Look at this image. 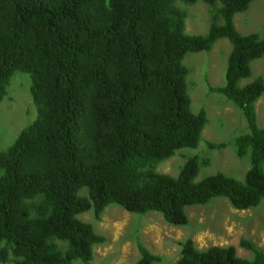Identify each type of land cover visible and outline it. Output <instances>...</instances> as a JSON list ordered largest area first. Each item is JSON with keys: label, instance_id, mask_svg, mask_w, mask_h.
<instances>
[{"label": "trees", "instance_id": "1", "mask_svg": "<svg viewBox=\"0 0 264 264\" xmlns=\"http://www.w3.org/2000/svg\"><path fill=\"white\" fill-rule=\"evenodd\" d=\"M202 1L212 8L210 26L191 35L176 0H0V104L22 72L37 110L0 151V264H93L106 238L79 215L93 210L100 219L111 204L185 226L188 207L218 197L240 210L262 202L264 127L256 102L264 77L241 82L264 57V37L235 25L255 0ZM221 38L232 45L225 83L210 89L242 110L248 132L234 146L240 157L250 153V168L243 180L222 171L198 179L209 161L193 155L177 175L162 173L159 163L198 147L208 122L204 108L193 110L184 59ZM137 245L136 264L162 260ZM240 245L253 257L232 245L201 249L187 238L174 264H264V249L245 238Z\"/></svg>", "mask_w": 264, "mask_h": 264}, {"label": "rangeland", "instance_id": "2", "mask_svg": "<svg viewBox=\"0 0 264 264\" xmlns=\"http://www.w3.org/2000/svg\"><path fill=\"white\" fill-rule=\"evenodd\" d=\"M176 5L187 12L186 32L191 35L205 34L210 26L212 8L204 1ZM237 27L242 34L256 32L264 37V0H255L245 12L236 14ZM232 45L221 38L210 51L191 52L184 59L189 68L188 92L195 112L204 108L208 122L197 148L180 149L171 158L157 165L162 173L177 175L187 157L197 155L202 164L199 178L222 171L243 180L250 168V153L240 157L234 146V138L248 132L242 110L226 96L214 92L211 86L225 83V70ZM258 76L264 77V57L252 62L251 77L242 80L247 84ZM31 79L28 74L17 72L11 79L8 93L0 104V151L5 150L20 132L37 118V110L31 96ZM259 127H264V94L256 102ZM209 142L226 145L213 149ZM190 222L185 226L169 224L161 213L150 211L138 214L125 210L118 204L109 205L100 219L93 210L79 215L94 230L105 236L104 243L94 248L93 264H136L140 258L137 243L142 242L152 253L162 257L155 264H174L180 256V243L193 239L198 248L211 245L235 246L238 255L252 258L253 253L240 245V240H251L264 249V199L253 208L240 210L225 198H215L205 205L187 209ZM1 246V244H0ZM4 264H14L7 262ZM73 264H82L79 260Z\"/></svg>", "mask_w": 264, "mask_h": 264}, {"label": "crops", "instance_id": "3", "mask_svg": "<svg viewBox=\"0 0 264 264\" xmlns=\"http://www.w3.org/2000/svg\"><path fill=\"white\" fill-rule=\"evenodd\" d=\"M240 14V13H239ZM235 25H236V27H237V23H236V17H235ZM237 29L239 30V28L237 27ZM240 31V30H239ZM241 32V31H240ZM241 33H243V32H241ZM251 33V32H250ZM248 34V33H247ZM231 50V49H230ZM230 52V51H229Z\"/></svg>", "mask_w": 264, "mask_h": 264}]
</instances>
